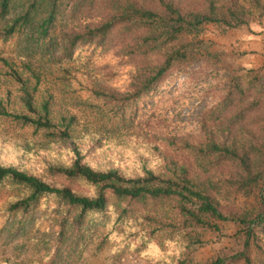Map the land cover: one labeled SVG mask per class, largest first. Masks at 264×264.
Segmentation results:
<instances>
[{
  "label": "trees",
  "instance_id": "1",
  "mask_svg": "<svg viewBox=\"0 0 264 264\" xmlns=\"http://www.w3.org/2000/svg\"><path fill=\"white\" fill-rule=\"evenodd\" d=\"M14 8L23 13L0 38L34 21L58 54L20 64L0 55L22 109L0 115L33 127L53 152H37L41 161L29 168L0 162V191L9 192L2 213L20 226L54 200L48 218L60 241L73 231L101 251L118 240L149 264H263L262 69L231 71L197 138L163 133L147 114L174 71L219 59L203 36L209 26L250 27L264 17V0H0V20ZM86 46L117 63L83 60ZM127 66L121 90L115 79ZM52 76L56 86H42ZM224 239L225 250L195 260Z\"/></svg>",
  "mask_w": 264,
  "mask_h": 264
},
{
  "label": "rangeland",
  "instance_id": "2",
  "mask_svg": "<svg viewBox=\"0 0 264 264\" xmlns=\"http://www.w3.org/2000/svg\"><path fill=\"white\" fill-rule=\"evenodd\" d=\"M22 10L14 8L6 19L0 20V30L19 17ZM34 16L35 13L31 18ZM203 36L214 42L213 49L218 50L219 59L201 60L185 70L174 71L156 90L153 102L148 106L147 115H153V121L163 133L197 138L201 134L203 111L220 99L231 71L256 67L264 73V17L256 16L250 27L227 31L209 26ZM79 52L83 60L93 55V59L103 63H117L115 56L102 55L87 46ZM44 54L56 56L58 50L41 43L34 21L7 40L0 38V55L18 64L39 59ZM43 63L50 67L45 59ZM131 70L129 66L123 68L115 79V86L124 90L130 81ZM4 73L0 66V110L22 111L18 106L20 85ZM53 80V76L49 77L42 86H56ZM79 94L84 98L87 96L85 91H79ZM37 152L42 158L50 157L53 152L41 133L0 115V162L25 164L29 168L41 161ZM8 196L7 190L0 191V264H46L45 257L50 254L47 264H149L127 245L119 246L118 240L101 251L95 242H87L73 231L60 241L57 237L59 227L48 218L49 209L56 205L54 200L43 201L38 212L18 226V220L6 217L1 211ZM250 203L253 200L250 199ZM227 245L225 239L207 244L196 252L195 260L201 263L225 250Z\"/></svg>",
  "mask_w": 264,
  "mask_h": 264
}]
</instances>
